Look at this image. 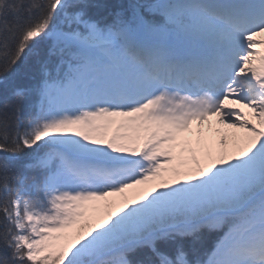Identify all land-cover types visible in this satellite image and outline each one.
I'll list each match as a JSON object with an SVG mask.
<instances>
[{
    "label": "snow or ice",
    "instance_id": "1",
    "mask_svg": "<svg viewBox=\"0 0 264 264\" xmlns=\"http://www.w3.org/2000/svg\"><path fill=\"white\" fill-rule=\"evenodd\" d=\"M0 264H264V0H0Z\"/></svg>",
    "mask_w": 264,
    "mask_h": 264
}]
</instances>
